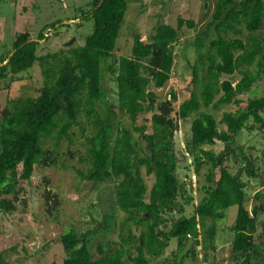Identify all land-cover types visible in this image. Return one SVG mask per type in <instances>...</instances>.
I'll list each match as a JSON object with an SVG mask.
<instances>
[{"label":"trees","instance_id":"1","mask_svg":"<svg viewBox=\"0 0 264 264\" xmlns=\"http://www.w3.org/2000/svg\"><path fill=\"white\" fill-rule=\"evenodd\" d=\"M89 7L86 19L92 28L82 46L36 56L42 38L33 41L23 32L14 36L10 53L0 58V80L9 75L10 81H17V75L33 64L42 77L35 97L7 98L0 112V214L15 210L19 184L28 182L33 170L56 166L54 151L44 148V141L67 139L70 129L84 119L92 132L84 137L89 166L81 177L111 186L110 201L125 217L116 240L98 243L94 253L88 248L92 233L60 234L64 253L60 264H200L196 248L206 263L220 248L216 222L225 219L230 206L236 211L225 229L231 234L229 260L264 264V240L259 239L264 238V229L257 233L264 206L260 203L249 210L244 206L242 176L256 175L254 159L242 146L233 145L240 130L264 126L260 117L264 95L238 98L264 75V0H215L210 18L192 36L195 58L189 67L188 95L176 109L174 91L158 101L154 90L169 80L173 47L184 36L182 29L194 31V22L180 17L174 26L157 22L144 41L134 33L129 54L115 59L125 0H91ZM234 73L240 77L233 85L221 78ZM104 74L112 76L115 84L112 108L102 87ZM229 105L236 111L221 112L216 120L213 113ZM146 114L149 132L146 124L134 125ZM120 117L130 122V130L122 126ZM189 117L184 153L193 175L203 176V184L192 215L185 217L184 206L191 197L175 175L173 134L176 121ZM215 142L223 146L218 153L204 149ZM224 160L236 166L234 174L222 166ZM42 196L50 208L55 207L53 193L47 190ZM259 196L255 192L252 198L258 201ZM110 218L103 219L104 227ZM170 239L175 240V249L169 259H160Z\"/></svg>","mask_w":264,"mask_h":264},{"label":"rangeland","instance_id":"2","mask_svg":"<svg viewBox=\"0 0 264 264\" xmlns=\"http://www.w3.org/2000/svg\"><path fill=\"white\" fill-rule=\"evenodd\" d=\"M91 0H0V58L11 51L12 41L18 33L27 32L30 39L37 41L36 56L56 52L66 47L83 45L86 35L91 33L92 23L86 19ZM215 0H125V11L115 42L113 56L129 54L132 35L138 33L141 40L150 33L157 23L175 25L177 17L190 19L195 29H182L181 36L173 47L174 60L169 80L160 89L154 90L156 99H168V93L174 91L176 102L174 109L188 95L191 79L190 65L195 55L191 45L192 36L201 31L205 22L210 18ZM205 5V8H204ZM19 80L10 81L9 75L0 80V112L4 107L5 99L19 97H35L42 86L40 68L37 64L17 75ZM108 74L103 75L102 87L107 92L106 100L110 107H114L115 84ZM240 75L234 73L230 77L222 76L232 85ZM264 95V75L262 79L251 86L247 93L238 98L244 101L247 98H258ZM236 106H223L213 113L216 120L221 112H235ZM149 114L139 117L135 126L147 125L149 132ZM264 123V111L260 113ZM192 117L186 120H177V131L173 134V151L177 158L175 175L180 183H184L186 194L191 202L184 206L185 217L192 215L193 207L198 202L201 193L198 189L203 184V176L196 178L193 175L191 160L184 153V141L189 134V123ZM122 126L131 129L130 122L120 117ZM251 124V122H249ZM82 128V132L79 128ZM257 127V126H256ZM91 126L80 119V124L69 131L67 139L56 142L54 138L44 141V148L52 150L56 161L55 167H37L33 170L28 182L19 184V194L15 210L9 214H0V264H60L64 253L58 242L60 234L66 230L77 233L88 231L92 236L88 242L91 253L95 252L98 243L105 244L116 240L118 226L125 215L114 208L110 201L111 186L93 184L82 179L81 174L88 168L86 145L84 137L91 134ZM234 146H242L254 159L255 176L247 179L244 196L247 200L245 208L264 206V126L261 130L242 129L234 136ZM222 144L215 142L211 149L214 153L222 150ZM222 166L230 174H234L236 166L229 160H224ZM204 170L201 171V173ZM49 190L57 203L54 208L44 201L43 193ZM259 192V200L254 201L252 195ZM8 198L10 196H7ZM181 201V200H179ZM236 207L230 206L225 211V219L216 222V242L220 245L213 256H209L206 263L200 259L199 248H196V261L200 264H238L229 260V240L231 234L225 231L232 223ZM108 215V216H107ZM111 217L107 227L103 226V219ZM177 217V216H175ZM258 231L264 229V211L258 217ZM263 226V227H262ZM104 227V228H103ZM261 241L264 240L261 236ZM176 246L175 240L170 239L168 247L160 259H169ZM159 259V258H158ZM191 264V263H187Z\"/></svg>","mask_w":264,"mask_h":264},{"label":"water","instance_id":"3","mask_svg":"<svg viewBox=\"0 0 264 264\" xmlns=\"http://www.w3.org/2000/svg\"><path fill=\"white\" fill-rule=\"evenodd\" d=\"M204 8H205V5H204ZM5 63V62H4Z\"/></svg>","mask_w":264,"mask_h":264}]
</instances>
